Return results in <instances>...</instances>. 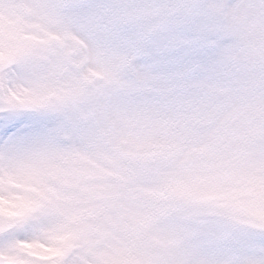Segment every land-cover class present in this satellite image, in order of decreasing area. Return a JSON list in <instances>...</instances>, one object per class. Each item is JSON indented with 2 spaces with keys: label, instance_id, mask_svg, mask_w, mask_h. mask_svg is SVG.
<instances>
[{
  "label": "snow or ice",
  "instance_id": "snow-or-ice-1",
  "mask_svg": "<svg viewBox=\"0 0 264 264\" xmlns=\"http://www.w3.org/2000/svg\"><path fill=\"white\" fill-rule=\"evenodd\" d=\"M0 264H264V0H0Z\"/></svg>",
  "mask_w": 264,
  "mask_h": 264
}]
</instances>
